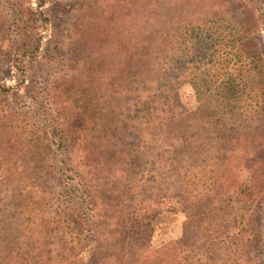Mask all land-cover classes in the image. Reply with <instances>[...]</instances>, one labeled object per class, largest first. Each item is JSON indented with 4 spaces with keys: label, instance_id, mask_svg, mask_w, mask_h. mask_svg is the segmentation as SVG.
I'll list each match as a JSON object with an SVG mask.
<instances>
[{
    "label": "trees",
    "instance_id": "obj_1",
    "mask_svg": "<svg viewBox=\"0 0 264 264\" xmlns=\"http://www.w3.org/2000/svg\"><path fill=\"white\" fill-rule=\"evenodd\" d=\"M240 8L242 19L236 25L219 24L221 19L216 10L195 19H182L183 11H180L168 28L174 34L172 39L143 37L135 44H121L115 70L104 74L106 81L115 86L113 89L107 85L99 112L90 108L94 107L91 95L72 99L75 105L64 104L51 95L57 98L53 102L59 108V120L66 122L71 135L65 136L56 123L55 128L47 120L24 118L22 109L11 108L7 101L0 100V122L15 117L14 127L6 125V128L17 134L15 129L25 128L24 136L19 133L18 137L37 160L48 163L50 171L65 183L67 177L59 168V158L67 138L79 142L78 148L89 147L92 145L89 139L101 138V134L114 128L120 135L123 158L120 174L108 169L105 177H100L102 180L95 188L97 193L100 190V200L85 181L77 189L65 184L66 191L58 194L55 200L58 206L45 224L37 216L40 201L32 195V186L18 184L9 199L15 209L13 215L22 219L16 232L6 231L4 226L0 229L3 264H187L186 257L178 260L180 252L202 253L210 264H264V233L256 225L257 215L253 214L259 213L264 190L260 175L255 173L244 184L235 186L227 200L216 197L213 201L206 197L210 210L204 221L189 220L180 240L170 248L147 247L146 235L142 239L146 226L139 217L131 220V230L127 231H120L122 226L119 230L118 222L122 216V203L118 199L124 193L132 201L136 186L130 182L134 175L143 172L146 152L156 158L151 162L155 174L153 185L144 186L148 188L143 191L153 198L161 192L163 196L166 194L168 189L161 187L162 180L172 179L170 185L178 191L184 184L197 188L202 179L198 175H212L213 172L208 173L209 167L221 162L235 139L238 142L242 137L264 138V48L253 39L254 12L244 5ZM35 15L29 10L19 11L16 51L23 55L41 36ZM188 46L192 50L189 55L188 51L177 54ZM184 79L192 82L200 96V103L190 113H183L176 106L177 89ZM84 94L82 91L80 95ZM92 132L101 134L93 136ZM88 147L77 149L88 151L82 160L100 156ZM73 156L77 158L76 154ZM249 156L255 158V154ZM102 157L100 164H113L109 155ZM261 164L264 166V159ZM184 166L186 170L182 173ZM78 167L87 172L88 165L82 161ZM80 173L78 170L75 176L81 179ZM254 181L259 183L257 188ZM215 182L218 188L224 186L220 181ZM225 187L221 194L228 192ZM200 191L201 195L206 194L209 187L201 185ZM24 212H28L26 219ZM115 215L119 218L115 219ZM38 224L42 229L49 224V237L44 231L45 235H36ZM239 236L246 244L238 245ZM87 248L88 258L84 261L81 253ZM124 251L130 255L129 259ZM245 252L254 256L243 262L237 259L245 257Z\"/></svg>",
    "mask_w": 264,
    "mask_h": 264
},
{
    "label": "rangeland",
    "instance_id": "obj_2",
    "mask_svg": "<svg viewBox=\"0 0 264 264\" xmlns=\"http://www.w3.org/2000/svg\"><path fill=\"white\" fill-rule=\"evenodd\" d=\"M240 3L254 12L253 39L264 48V3L261 0H0V100L7 101L11 108L22 109L24 118L47 120L54 127L56 123L65 136L71 135L66 122L59 120V108L53 102L57 98H51V95L69 105H75L72 99H86L87 95H91L95 102L92 101L94 107L90 108L99 112L107 85H111V81L109 84L104 74L115 70L114 64L121 44H135L143 37L159 40L168 36L169 40L172 39L174 34L168 28L171 22L176 21L180 11H183L182 19H195L199 15L216 10L221 19L219 24L236 25L242 19ZM20 10H29L36 14L35 23L41 35L39 42L24 55L16 51ZM187 51V55L192 51L189 46L178 50L177 54L183 55ZM215 70L216 68L212 69L213 72ZM185 80L178 86L176 106L179 111L190 113L200 103V96L192 82H184ZM111 86L114 89L115 84ZM3 89L9 90L4 93ZM113 89L108 88L110 91ZM82 91L85 93L83 96L80 95ZM99 116L97 113V117ZM14 122L15 117L9 118L6 123L0 122V229L4 226L6 231L16 232L22 219L13 215L15 209L9 199L18 184L27 183L32 186V195L40 201L37 216L45 224L58 206L55 202L58 194L66 191L65 184L77 189V185L86 182L91 192L100 200V190L97 193L95 189L97 183L102 180L100 177H105L108 169L116 171L117 175L120 174L118 171L123 159L122 147L119 143V132L114 128L109 133L92 132L93 136L101 134V138L89 139L88 141L92 142L89 147L83 145L78 148L79 142L67 138L63 154L59 158V168L67 177L65 183L59 175L50 171L48 163L37 160L23 139L18 137L24 134L25 128L15 129L18 134L6 128V125L13 128ZM54 127L52 129L55 130ZM116 127L119 129V125ZM237 141H233V146L228 145L221 162L209 167L208 173L213 172L212 175H198L202 179L198 181L200 183L197 188L184 184L183 189L178 191L170 185L172 179L169 182L162 180L161 187L168 190L164 196L161 192L153 198L143 192L148 188L144 186L153 185L152 179L155 177L151 162L156 158L151 152H146L143 172L134 175L130 182L136 186L132 201L124 193L118 199L122 203L119 230L121 226L120 231L131 230V220L139 217L142 219L141 224L146 226L142 239L145 240L146 235L147 247L153 250L170 248L180 240L184 225L186 226L189 220L204 221L210 210L206 197L213 201L216 197L227 200L229 192L235 186L244 184L254 173L260 175L264 190V166L261 164L264 159V138L242 137ZM82 147L93 148L100 156L82 160L88 153L77 150ZM154 153L156 156L157 151ZM105 154L109 155L113 164H100ZM250 154H255V158L250 157ZM81 161L88 165L85 173L78 167ZM184 168L182 173L186 170L185 166ZM78 170L83 173L84 180L82 173L79 174L81 179L75 176ZM216 180L224 184L223 187L226 186L228 192L221 194L223 187L214 186L218 183ZM125 183L131 186L128 181ZM254 184L257 188L259 183L254 181ZM201 185L208 186L209 192L201 195ZM109 195L113 194L109 192ZM262 197L259 213L253 214L257 215L256 225H260L258 227L264 233V191ZM215 202L217 203V200ZM27 214L28 212L23 213L24 219ZM118 218L119 216L115 215V219ZM50 229L49 224L44 226V229L38 224L35 233L38 235L44 231L49 237ZM237 241L238 245L246 244L241 236ZM55 245L54 242L52 246ZM88 251L89 248L81 253L84 261L88 258ZM171 254L172 252L169 256ZM124 255L130 258L128 253ZM179 255L178 260L186 257L187 264H210L202 253L180 252ZM251 255L254 256L252 252L248 256L245 252V257L240 256L237 259L243 262L249 260ZM0 264H3L1 260Z\"/></svg>",
    "mask_w": 264,
    "mask_h": 264
}]
</instances>
